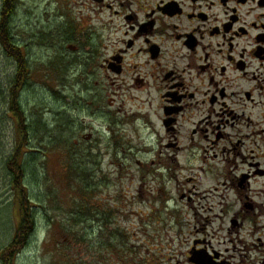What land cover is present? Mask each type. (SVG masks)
<instances>
[{"label":"flooded vegetation","instance_id":"obj_1","mask_svg":"<svg viewBox=\"0 0 264 264\" xmlns=\"http://www.w3.org/2000/svg\"><path fill=\"white\" fill-rule=\"evenodd\" d=\"M68 61L90 79L100 157L132 161L136 137L189 193L209 181L233 209L237 238H193L176 264H264V0H63ZM68 103L64 127H86Z\"/></svg>","mask_w":264,"mask_h":264},{"label":"rangeland","instance_id":"obj_2","mask_svg":"<svg viewBox=\"0 0 264 264\" xmlns=\"http://www.w3.org/2000/svg\"><path fill=\"white\" fill-rule=\"evenodd\" d=\"M12 24L33 71L20 94L24 108L29 116L39 111L49 128L63 124L60 140L46 136L42 146L33 142L30 150L36 154L27 155L30 165L24 163L37 228L17 264H130L140 259L155 264L169 254L177 256L176 264L183 262L180 252L193 238H237L235 230L230 232L234 211L205 190L212 186L209 181L189 193L192 182L152 162L136 137L127 140L136 156L132 161L100 157L92 140L86 141L104 133L95 129L93 115L82 111L84 101L91 102L84 88L90 79L82 78L86 68L63 63V0H20ZM15 71L0 45V87H7ZM69 101L81 102L78 120L86 127H64L69 109L74 110ZM5 124L6 137L0 141L9 150L15 124ZM8 196L0 198L4 245L20 221L19 208Z\"/></svg>","mask_w":264,"mask_h":264},{"label":"trees","instance_id":"obj_3","mask_svg":"<svg viewBox=\"0 0 264 264\" xmlns=\"http://www.w3.org/2000/svg\"><path fill=\"white\" fill-rule=\"evenodd\" d=\"M20 0H2L0 9V45L4 54L12 59L16 65L15 76L9 80L7 87H0V140L6 137V124L11 120L15 124L14 146L6 149L0 141V189H3L0 198L7 195L12 197V204L18 206L20 221L15 228L11 240L4 245L0 241V264H17V257L30 242V237L37 228L34 206L31 204V195L26 184V166L30 165L28 154H36L30 146L47 136L54 142L60 140L63 133V124L58 123L54 129L44 121L42 115H30L21 102L20 94L24 87L32 80V68L23 54L22 47L14 38L12 23ZM35 109V108H34ZM58 131V132H56ZM5 134V135H4ZM26 166H25V164ZM3 206L0 204V209Z\"/></svg>","mask_w":264,"mask_h":264},{"label":"water","instance_id":"obj_4","mask_svg":"<svg viewBox=\"0 0 264 264\" xmlns=\"http://www.w3.org/2000/svg\"><path fill=\"white\" fill-rule=\"evenodd\" d=\"M198 263L197 264H204L203 263V258H201L199 261H197Z\"/></svg>","mask_w":264,"mask_h":264}]
</instances>
